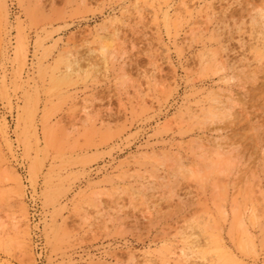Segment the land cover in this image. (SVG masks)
Wrapping results in <instances>:
<instances>
[{
  "label": "rangeland",
  "instance_id": "1",
  "mask_svg": "<svg viewBox=\"0 0 264 264\" xmlns=\"http://www.w3.org/2000/svg\"><path fill=\"white\" fill-rule=\"evenodd\" d=\"M263 87L264 0H0V264H264Z\"/></svg>",
  "mask_w": 264,
  "mask_h": 264
},
{
  "label": "bare ground",
  "instance_id": "2",
  "mask_svg": "<svg viewBox=\"0 0 264 264\" xmlns=\"http://www.w3.org/2000/svg\"><path fill=\"white\" fill-rule=\"evenodd\" d=\"M259 87V86H258ZM264 88V87H263ZM253 90V89H252ZM253 91H255V90H253ZM257 91V90H256ZM259 91V90H258ZM261 94H264V93H261ZM261 97V96H260ZM252 102V101H251ZM251 107V106H250ZM243 119V118H242ZM243 131V130H242ZM245 132H246V130H245ZM244 132V133H245ZM242 134V133H241ZM244 139V138H243ZM244 143V142H243Z\"/></svg>",
  "mask_w": 264,
  "mask_h": 264
}]
</instances>
